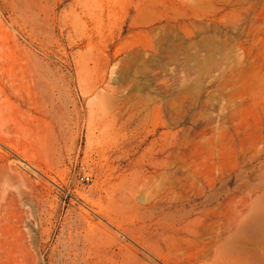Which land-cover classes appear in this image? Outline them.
<instances>
[{
    "label": "rangeland",
    "instance_id": "374dc122",
    "mask_svg": "<svg viewBox=\"0 0 264 264\" xmlns=\"http://www.w3.org/2000/svg\"><path fill=\"white\" fill-rule=\"evenodd\" d=\"M0 45V264H264V0H0Z\"/></svg>",
    "mask_w": 264,
    "mask_h": 264
},
{
    "label": "bare ground",
    "instance_id": "6f19581e",
    "mask_svg": "<svg viewBox=\"0 0 264 264\" xmlns=\"http://www.w3.org/2000/svg\"><path fill=\"white\" fill-rule=\"evenodd\" d=\"M3 53H4V48H3V46L1 47V45H0V65H2V60L1 59L3 57ZM13 53H12V56H14ZM7 100H8V98H7ZM8 101L2 99V91L0 89V136H2V135H5L6 136L7 135V132H8V124L10 125V122L11 121L12 122L14 121L12 103L11 102H8ZM6 112H7V115L5 117V113Z\"/></svg>",
    "mask_w": 264,
    "mask_h": 264
}]
</instances>
